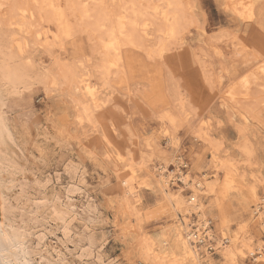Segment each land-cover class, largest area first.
<instances>
[{
  "label": "rangeland",
  "instance_id": "1",
  "mask_svg": "<svg viewBox=\"0 0 264 264\" xmlns=\"http://www.w3.org/2000/svg\"><path fill=\"white\" fill-rule=\"evenodd\" d=\"M58 1L74 31L53 39L58 23L44 14L33 59L49 70H77L94 92L71 90L59 76L50 89L6 100L7 119L30 133L20 149L11 145L20 158L4 173L30 264H264V0H149L158 20L149 17L138 46L122 45L123 66L110 77L100 39L77 26L69 0ZM108 4L124 12L118 0ZM174 10L182 20L173 38L160 12ZM131 176L130 196L124 180ZM196 181L204 184L199 207L190 204ZM185 220L188 231L215 235L204 233L195 258L176 235ZM232 239L233 257L224 247Z\"/></svg>",
  "mask_w": 264,
  "mask_h": 264
},
{
  "label": "bare ground",
  "instance_id": "2",
  "mask_svg": "<svg viewBox=\"0 0 264 264\" xmlns=\"http://www.w3.org/2000/svg\"><path fill=\"white\" fill-rule=\"evenodd\" d=\"M87 1H88V3L84 4L81 0H69L68 5H69V8L71 9V11L73 13V15L71 14V16H74L77 19V22H78L77 26H79V28L84 29L85 31H89L90 33L96 35V38L98 37V39H100V41L102 43V51L105 53L102 71L106 76H109V74L113 71L112 69L114 67L119 68L120 66H123V65H121L122 60H123V56H122V47L123 46L122 45H124V46L125 45H136L138 43V40H140V37H141V31L147 30V28H148L147 22L150 20L151 16L153 15V19L157 16L156 11L158 9V6L152 5L153 3H151L149 0H145L143 2L142 1L138 2L137 0H118V4L121 6V9H124V12L120 14L119 12H115L113 7H110V5L108 4V0H87ZM66 3H68V2H66ZM35 9L38 10L37 12L39 13V16H40V17L38 16L37 19H34V17L36 18V14H38L37 12L35 14ZM64 10L65 9L60 7L58 0H0V264H30V262H29L30 259L29 260L27 259V255L29 254V249H30V248H28V245H27L28 240L25 236V233L21 230V228L16 226L17 222H15L14 217L9 212L8 207H7V202H6V198H5L6 197L5 196V189L9 190V188H8L9 183H6L7 179H9V177L4 175V173L7 172V170H9L10 168L17 169V166H18L17 158H20V157H17L18 153H15V151L12 150L11 145H16L20 149V147H22L21 144H22L23 140H24V142H27L28 138L30 137V133H29L28 128L19 127L17 124H12L7 119V117L5 116V112H4V106L6 104V100L12 95H22L25 92H28V91L31 92V90L35 89V86H44L46 89H50V87L57 82V78L59 76L68 78V83H69L68 88L71 90L73 87L81 88V89L84 88V90H85L86 87H88V85H89L88 84L89 82L87 83V81H89L90 78H89V80H88V78L87 79L84 78V75L79 73L77 70L70 69L69 67L61 66V65L59 68H55L54 70H49L46 67H44L41 63H38L33 59V54H32V50H31L32 44L34 43V41H37V38L40 37V35L43 33L42 32L43 28H42L40 23H42V21H43L42 17L44 14H45L44 16H46V13L49 12L48 16H49V14H51V16L54 17V19L57 21L56 23H58V26H57L58 27V34H55V37H53V39L58 38L59 40H61V38L63 36L67 37V36L71 35L72 31H74V26L70 22L71 20L69 21V18H68L67 14L65 13ZM165 10H167V8ZM185 10H187V9H185ZM153 11L155 13V16H154V13H152ZM180 13L176 10L172 11L171 13L170 12H160V14L163 17V21H164V24H162V29L165 31V33L168 36L173 37L179 32V27L181 26V20H182V15ZM51 16H49V18ZM45 18H47V17H45ZM51 20L52 19H50V21ZM154 20H158V19H154ZM184 21H185V19H184ZM192 22H193V20H192ZM44 23H45V21H44ZM189 24H191V23H189ZM35 26L38 27L37 31H35V29H34ZM145 27H147V28H145ZM142 28H143V30H142ZM34 33H36V34H34ZM81 33H83V32H81ZM45 34H43V35H45ZM50 34H51V32H50ZM34 35H35V38L32 39V37ZM45 36H44L45 38H47V39L49 38L48 34H46ZM147 36H149V35H147ZM97 41H99V40H97ZM146 41H145V44H146ZM163 41H164V39H163ZM51 43L54 44V41H52ZM149 44H150V42H149ZM158 44H159V42H158ZM58 45L60 46V43ZM137 46H138V44H137ZM145 51H146V49H145ZM101 58H103V57H101ZM87 60H89V59H87ZM158 60H160V59H158ZM60 61H62V60H60ZM82 62H85V61H82ZM69 64H70V62H69ZM58 65H59V63H58ZM74 65H76V64H74ZM71 66H72V64H71ZM95 67H97V66H95ZM79 68H80V66H79ZM89 69H90V67H89ZM170 69H171V67H170ZM173 69H174V67H173ZM90 70H92V69H90ZM93 72H94V70H93ZM118 72H119V70H118ZM121 72H123V71H121ZM88 75H89V73H88ZM90 75H92V74H90ZM90 77H92V76H90ZM105 79L107 80V78H105ZM107 85H109V84H107ZM161 85H162V83H161ZM71 86H73V87H71ZM157 88H158V86H157ZM92 91H93V89L91 91L85 90V93L88 94ZM91 97L95 100V102H96L95 105L97 106V108H100L99 109L100 113L105 111L102 108L104 102L98 101L97 96L95 98L93 96H91ZM158 100H159V98H158ZM179 101L181 102V99ZM108 102L111 103L110 100H108ZM165 102H167V101H165ZM14 103H15V101H14ZM106 104H104V105H106ZM181 109H183V108H181ZM88 112L86 115H88ZM100 113L98 115H100ZM12 121H13V119H12ZM100 121L102 122V120H100ZM18 122H20V121H18ZM21 122H23V121H21ZM26 138H27V140H26ZM11 177H12V175H11ZM22 177H23V175H22ZM183 177H182V180L186 183V185H190V182L186 178H183ZM133 178L134 177L131 176L130 179L128 178V180H124V183L128 186V189L126 190V193H125L126 195H130V196L134 195L135 188H134L133 183H132L134 181ZM29 180L30 179H28L27 181H29ZM10 184L12 185V183H10ZM10 184H9V186H10ZM162 185H163L162 186L163 191L165 193H167L169 195V197L171 198L174 194L172 193L171 189L169 188V182L165 179L163 181ZM203 188H204L203 182H201V181L195 182L196 192L190 198L191 199L190 204L193 205L194 207L200 206L199 201H198V194H199L198 192L202 191ZM231 189H233V187H231ZM228 190H229V188H228ZM35 203H37V202H35ZM18 205H19V203H18ZM28 207H30V206H28ZM261 209L262 208H260V212H261ZM42 214H44V213H42ZM260 216L261 217L263 216V212H261ZM39 217H40V215H39ZM39 217H37V218H39ZM44 220H46V219H44ZM262 221L264 224V218L263 217H262ZM185 223H186V225L183 227H181V224L177 225V227H176L177 234L176 235H177L178 241L180 243L179 245L181 246L184 253L187 254L188 256H191L192 258H195V257L201 255L196 244L205 239L204 233L206 232V230L203 232L201 228H196V230L188 231V229L191 228L190 227L191 224L189 223L188 220H185ZM207 226H208V222L205 223L204 228H206ZM186 231H187L186 236H184V232H186ZM206 236L208 238H210L211 240L215 239V235L210 231L206 232ZM28 239H31V238H28ZM230 241H231L230 242L231 244L228 246H224V247L226 248L227 255L233 257L234 256L233 244H234V246H236L237 240L235 241L234 239H232ZM164 250H166V249H164ZM260 250L262 252L260 253V256L258 259L261 258L262 262L264 263V250H262V248H260ZM161 251H163V250H161ZM150 252L151 251L148 252V256L151 254ZM155 258H153V259H155ZM32 260H34V259H32ZM158 262H156V263H158Z\"/></svg>",
  "mask_w": 264,
  "mask_h": 264
}]
</instances>
